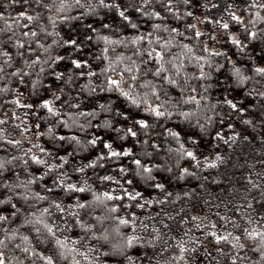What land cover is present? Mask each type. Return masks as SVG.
I'll return each instance as SVG.
<instances>
[{"label":"snow or ice","instance_id":"obj_1","mask_svg":"<svg viewBox=\"0 0 264 264\" xmlns=\"http://www.w3.org/2000/svg\"><path fill=\"white\" fill-rule=\"evenodd\" d=\"M101 9L117 12L135 34L109 35L101 29L111 25L103 22L99 28L71 23ZM130 10L152 19L150 30L133 22ZM0 21V140L6 142L0 150L18 149L0 157V264H264V0H3ZM111 45L135 50L113 56ZM214 84L219 96L208 95ZM97 93H116L125 105L113 107L104 97L86 107ZM105 111L125 122L114 129L122 141L147 145L153 130L162 129L178 145H168L178 153L174 178H194L197 187L173 196L153 176L161 165L139 157L131 160L134 176L159 194L133 187L129 168L115 163L133 156L132 147L72 131L112 129L109 117L102 124L87 119ZM8 125L22 138L5 134ZM238 140L254 145L259 157L233 179L212 175L226 162L219 143L231 149ZM98 142L105 151L76 160ZM151 144L162 148L156 139ZM185 157L201 173L212 171L179 167ZM106 158L119 175L96 176L108 182L101 190L86 169L102 168Z\"/></svg>","mask_w":264,"mask_h":264},{"label":"trees","instance_id":"obj_2","mask_svg":"<svg viewBox=\"0 0 264 264\" xmlns=\"http://www.w3.org/2000/svg\"><path fill=\"white\" fill-rule=\"evenodd\" d=\"M3 0H0V3H2ZM87 2H91L94 3L95 0H87ZM122 2H125V0H122ZM78 11H83V9H79ZM201 11H196V15H200ZM130 14L133 17V22L139 23L141 28L145 31L150 30V24L152 22H154L152 19L150 18H137L138 14L134 11L130 10ZM13 19L14 17V13H13ZM94 22V27H100L101 22L103 23H107L110 24L111 27L109 29H101V31L103 32H107V34L109 35H113L116 37H120L123 36L125 34L131 36L133 34H135L134 30L126 25V22H124L119 16L118 13L115 12L114 10H105V9H101L100 10V15L99 16H92V15H85L83 20H78V21H73L71 23H73V25L79 23L81 25L86 24V23H93ZM155 22H160V21H155ZM165 23H170L171 21H164ZM0 26H3V22L0 21ZM155 35H159L161 36L163 39H167L168 38V34L166 32H164L163 30H158L155 31ZM102 44L99 42H93L92 47L93 48H98L101 47ZM154 47H159V45L154 44ZM135 48L132 45H127V46H121V45H111L110 46V55H115V54H119V53H124L125 55L129 54L130 52L134 51ZM174 52H176V49L173 48L172 49ZM179 53H177L178 55ZM99 61L93 60L92 61V66L93 68H96L97 65L99 64ZM188 71L191 72L192 68L189 67ZM84 80H81L80 83H83ZM98 82V81H97ZM4 82H0V87L3 86ZM15 85L13 84L12 87H14ZM78 90H79V86H78ZM221 89L220 88H216L215 84L213 89L209 90L208 95L210 96H219ZM85 95H87V93H85ZM118 94L116 93H97L95 94V99L92 100L91 102L86 103V107L88 108H92L95 106V104L99 101H101V98L104 97H108L111 98L114 101L113 107H124L125 102L123 100V98L117 99ZM161 99H163V97H161ZM26 102H35V98L32 97L30 100H27ZM20 111H26L25 109H18V112ZM135 110H133L134 112ZM217 111H219V109H217ZM105 117H109L113 120V127L112 129H104V128H89L86 132L81 133L79 132L78 129H73L72 131L76 132L77 135H80L82 139H84L85 137L90 138V134L91 133H95L97 136H103L104 139H111L113 141V146L117 147V148H123L125 146L127 147H132L133 148V156L130 157H121L118 160L115 161V163H123L125 165V167L129 168V173H127L126 175L129 177H132L134 179V185L133 187H137L139 190L144 191L145 196H147L150 192H154L155 194H159L158 190H154L150 187H148V185H146L144 183V181L139 178V177H135L134 176V168L135 165H133L131 163V160L134 158L139 157L143 163H154V164H160L161 167L160 168H156L153 170V176L157 178V180L165 182L167 185V190L172 191L173 192V196H175V194L177 192H180L182 190H187V189H191V188H196L197 184L199 183V181H197L194 178H188L186 177L185 180L183 181H177L174 177L176 176L177 172H178V166H177V161H178V153L175 151H168V145H171V147L173 149L177 148L178 145L170 138H166L163 134H162V129H160L159 127L155 128L153 131L156 133V135L154 137H150L149 138V143L147 145H145L144 143H139V144H133V141L131 138L122 141L119 138V135L114 131L116 124L120 123L123 124L125 123L123 121V119L121 117H116L114 115V113L112 112H103L100 115L96 116V117H89L87 119H89L91 121L92 124H96V123H101L103 122ZM85 118H80L81 122H83ZM219 125H217L218 127ZM3 127V126H0ZM42 129H43V125H42ZM247 129V131H246ZM61 131H67L64 129H58ZM237 130L241 131V132H245V134H250L251 129L248 128V126H242L239 123H237ZM228 130L225 129V132H227ZM259 131V129H258ZM5 134L9 135L11 138H22L20 135V129L15 128L12 125H8L5 129ZM151 139H156V141L158 143H160L162 145L161 149H154L153 145L151 144ZM36 141L33 140V143H35ZM42 143L47 144V140L46 138L43 139L41 141ZM0 143H6L3 140H0ZM22 147L26 148L28 147L27 143H25ZM254 145L243 141V140H238L231 149H228L223 143H219L218 147L216 148L217 151H220L222 154L225 155V160L226 162L224 164H222L218 169H216L215 171L212 170H207L203 173L200 172V170L196 169L194 164L191 163L190 159L185 157L182 160L179 161V167H184V166H188L190 167L192 170L197 171L198 175L199 174H208V171H212V175H216L217 172H219L220 175L225 176L228 179H233L235 177V174L237 172H243L244 171V165H246L247 163L250 162L251 158H258L259 157V152L258 151H254ZM202 150L205 152V154H207L208 152L212 151L211 147H203L202 146ZM100 151H105L103 148V145L100 144L98 142V144L96 146H88L85 148L84 151L79 152L78 155L76 156V160L77 161H87V159L92 158L95 156L96 153L100 152ZM18 149L15 148V146H8L7 147V151L4 150H0V157H4L6 158L7 155H17ZM144 153H152V155H144ZM100 164L103 165V167H96L95 169H86V173L87 176L89 178V182L92 184H95L96 187L98 189L103 190L104 187L107 186L108 182H104V185H101L97 180H96V176L99 175H104L107 173H111L113 175H119V173L117 171L114 170L115 168V164L113 162V160L106 158L105 160H101L99 162ZM36 166H33V168H35ZM168 167H171L172 171L168 172L166 169ZM93 172H95V176L93 175ZM79 175V174H77ZM74 179L77 178L76 176L73 177ZM221 188H224V192L223 194H221V198L224 200H227L228 194H227V189L225 187V185H221ZM209 191L212 192H217V189L214 186H210ZM197 191H199V189H197ZM177 207L180 206V202H177ZM37 208L40 207V205L36 206ZM4 206L0 205V210H3ZM9 227H12V225L10 224ZM21 231H23L26 234L29 235H34L33 233L29 232V227L28 226H24ZM16 242H20L19 240H17ZM33 245L39 247V245H36V241L33 240ZM11 247V245H10ZM40 250H46L45 248H41ZM17 255H22V253L19 252V250H17ZM27 264V262H26ZM37 264H40V261L37 260Z\"/></svg>","mask_w":264,"mask_h":264}]
</instances>
